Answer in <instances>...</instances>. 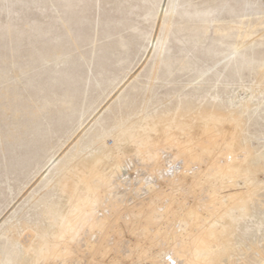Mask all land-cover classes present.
<instances>
[{"label": "rangeland", "instance_id": "rangeland-1", "mask_svg": "<svg viewBox=\"0 0 264 264\" xmlns=\"http://www.w3.org/2000/svg\"><path fill=\"white\" fill-rule=\"evenodd\" d=\"M208 121L236 128L242 155L210 263L264 264V0H0V264L45 249L74 206L66 182L83 193L94 166ZM191 158L164 206L199 205ZM143 193L127 203L161 205Z\"/></svg>", "mask_w": 264, "mask_h": 264}, {"label": "bare ground", "instance_id": "bare-ground-1", "mask_svg": "<svg viewBox=\"0 0 264 264\" xmlns=\"http://www.w3.org/2000/svg\"><path fill=\"white\" fill-rule=\"evenodd\" d=\"M219 129L221 132L216 123L208 121L195 141L192 133H187V144L163 130L166 143L138 144L137 159L123 162L118 153L114 168L94 166L82 174L83 193L79 184L66 182L73 209L56 221V230L44 250L29 248V264H133L138 259L156 264H211L212 256L226 247L225 241L218 239L223 230L221 214L226 196L235 193L234 182L240 178L233 162L242 160L241 153L235 151L236 128L222 124ZM192 156L199 158L196 169L200 168V173L190 178L194 180L190 194L199 205L189 203L181 209L164 206L172 194L164 183L176 181L178 175L187 181L184 166L194 161ZM180 159L185 162L180 169L175 168ZM169 169H173L172 174ZM118 174L128 178L116 176L113 180ZM141 191L163 196L161 205L143 203L136 207L135 202L127 203L134 200L129 195L135 192L132 197H138ZM177 200L180 206L183 201ZM177 224L182 225L181 230ZM159 246L167 247L170 258L161 261Z\"/></svg>", "mask_w": 264, "mask_h": 264}]
</instances>
